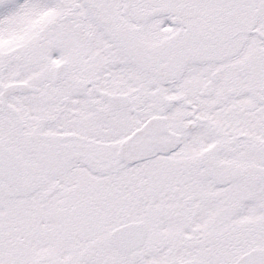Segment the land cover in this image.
<instances>
[{"label": "snow or ice", "instance_id": "obj_1", "mask_svg": "<svg viewBox=\"0 0 264 264\" xmlns=\"http://www.w3.org/2000/svg\"><path fill=\"white\" fill-rule=\"evenodd\" d=\"M0 264H264V0H0Z\"/></svg>", "mask_w": 264, "mask_h": 264}]
</instances>
